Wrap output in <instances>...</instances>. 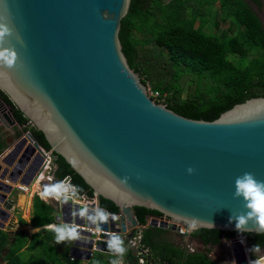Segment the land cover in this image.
Returning a JSON list of instances; mask_svg holds the SVG:
<instances>
[{"label":"water","instance_id":"obj_1","mask_svg":"<svg viewBox=\"0 0 264 264\" xmlns=\"http://www.w3.org/2000/svg\"><path fill=\"white\" fill-rule=\"evenodd\" d=\"M130 3L0 0V22L13 29L3 46L18 54L16 65L3 69L0 90L44 134L55 153L52 163L64 158L97 201L103 198L118 209L99 231L119 235L124 255L140 252L130 248L138 229L176 234L195 221V231L240 233L230 222L232 214L245 211L242 198L233 197L234 181L244 172L264 181V98L236 105L214 122L185 119L156 104L122 52L119 32ZM9 116L4 113L10 125L17 124ZM46 159L28 132L0 162L1 230L15 203L9 196L19 185L32 187ZM82 208L73 200L61 202L57 222L96 230L79 217ZM135 208L162 218L148 219L141 228ZM248 227L242 234L264 235L253 224ZM78 230L81 238L72 242L71 257L89 262L93 247L115 257L109 237L94 241L95 235ZM231 248L237 264H248L243 243Z\"/></svg>","mask_w":264,"mask_h":264},{"label":"trees","instance_id":"obj_2","mask_svg":"<svg viewBox=\"0 0 264 264\" xmlns=\"http://www.w3.org/2000/svg\"><path fill=\"white\" fill-rule=\"evenodd\" d=\"M216 5L217 11L212 12ZM189 6L192 11L187 13ZM224 17L232 18L237 24V36L217 37L214 33H203L209 19L217 26V19L224 20ZM119 40L127 63L139 75L140 82L159 93V101L151 97L156 104L161 102L185 119L214 122L236 105L264 98V28L241 0H169L167 3L163 0H131L129 11L121 20ZM145 47L149 48L146 52L143 51ZM251 51L261 54L249 63L242 59L229 60L230 56L243 57ZM188 81L193 84L187 89L186 99H182ZM0 97L12 106L17 124L26 126L30 123L2 90ZM31 133L46 151H52L42 132L33 127ZM5 149L0 136V154ZM55 165L54 176L58 180L71 177L79 193L93 197V191L64 158L57 156ZM37 188L38 183L32 192L36 193ZM22 198L23 204L27 205L29 194ZM99 205L112 215L119 212L112 202L103 198H99ZM133 211L142 228L148 219L162 217L145 209ZM56 215L57 210L52 205L35 197L32 226L44 227V230L29 236L24 232L11 236L0 229V259L7 251L4 258L7 264H39L33 262L32 256L22 260L19 254L26 247L32 251L40 247L49 264H79L68 254H58L52 243L47 242L54 237V232L45 227L55 223ZM169 233L153 228L144 230L140 240V246L147 251L143 256L144 264H218L209 258V249L188 253L186 249L172 245L166 239ZM191 238L210 248L219 247L223 241L244 238L250 248L258 245L259 252L264 251V235L198 230ZM128 264H138L137 258L132 257Z\"/></svg>","mask_w":264,"mask_h":264},{"label":"clouds","instance_id":"obj_3","mask_svg":"<svg viewBox=\"0 0 264 264\" xmlns=\"http://www.w3.org/2000/svg\"><path fill=\"white\" fill-rule=\"evenodd\" d=\"M3 20L6 21L7 17H4ZM12 34L13 29L9 26V24L7 22H0V76L6 74L3 71L4 68L14 67L18 60V54L14 47L3 46L7 38ZM195 171L196 169L193 167H189L187 169V172L190 175L194 174ZM44 177H47V174H45ZM126 179L127 178H125V180ZM56 181L59 182L60 180L57 179ZM37 183L38 185L41 183H46L44 178L42 177V173L39 175L36 184ZM48 185L50 186V188L46 187L41 193V196L35 193L32 199H35V197L38 196L41 200L46 202V199L50 197V200L60 208L61 202L67 204L69 200H74L78 196V189L75 187L63 186L62 184H54L52 187L50 184ZM31 189L32 187H21L19 185L18 187H16L15 191L18 190L19 192H30L29 190ZM234 189L235 190L233 193V197L236 199L242 198L245 211L239 214H232V216L230 217V222H235L236 230L240 233L248 231V225L250 223L254 225L253 228H255L257 232L264 233V181L258 180L254 173L244 172L235 178ZM73 204L77 203L73 202ZM91 209L93 210L90 211L87 207H84L79 210L78 215L81 219H86L90 224L95 225L96 230L99 231L100 225L102 223H107L110 215L112 214L107 213L105 210H103V208L100 207V205L99 208ZM72 215L76 216L77 212L74 211ZM112 219H115V217L113 216ZM195 226V221H193L192 223H190L189 228L192 229ZM46 227L54 232V239L57 244H61L66 241H76L81 238L78 227L74 224L62 223L59 225L58 222H55L51 225H46ZM107 247L116 256V258L112 260V264H123V256L126 251L123 239L119 235L113 233L107 240ZM259 250L260 249L258 245H254L250 249L251 252H259ZM95 253L96 252L94 251L93 256ZM93 258L94 257L90 259L89 257V261ZM73 261H77V259ZM249 264H264V256H261L259 259L250 260Z\"/></svg>","mask_w":264,"mask_h":264},{"label":"rangeland","instance_id":"obj_4","mask_svg":"<svg viewBox=\"0 0 264 264\" xmlns=\"http://www.w3.org/2000/svg\"><path fill=\"white\" fill-rule=\"evenodd\" d=\"M169 0H163V3H167ZM245 1L247 4H249L250 0H242ZM263 8L262 11L264 13V0H261ZM208 10H210V8H207ZM218 9V5L214 6L212 8V12L213 11H217ZM192 9L189 6L187 8V13L191 12ZM261 14L259 13V17L262 20V26L264 28V20L261 18ZM219 17V14H218ZM217 26H215V24L209 19V23L207 25V27L203 30V33L209 35L214 33L217 37H221V36H226V37H232V36H237V24H235V22L233 21L232 18L230 17H224V20H222L221 18L217 19ZM215 22V20H214ZM198 24V23H197ZM145 49H149L148 47H145L143 49V51H147ZM261 54L260 51H251V52H247L245 54V56L243 57H238V56H230L229 60L231 61H239L240 59H242L245 63H249L252 59L257 58L259 55ZM193 82L192 81H188L187 84L185 85L183 91H182V99H186V94L188 92V88L192 87ZM147 90H151L150 85L147 84ZM13 109L12 106L10 104H7L3 98L0 97V136H2L4 143L6 145V150L0 154V162H2V159L5 158V156L7 154H9V152L11 150H13L14 146L17 144V142H19L23 136H26L28 132H32L33 130V124L32 123H28L26 126H21L19 124H15V125H10L6 118L4 117V113L5 114H9L10 116L13 115L12 113ZM9 116V117H10ZM32 134V133H31ZM56 166V165H55ZM30 192H32L33 190H29ZM29 192V193H30ZM28 193V194H29ZM21 194H23L22 192H19L18 190H16L12 195H11V199L14 200L16 202L15 205H13V209L15 210L16 206L18 204H20L21 208H17V211L20 212V215H17L20 218V225L24 227L23 222L26 221L27 219L30 218V208H31V204L34 203V198L32 199L33 196H29L30 200L28 201V204L30 205L29 211L25 210V207L27 206L26 204H23L24 202L22 201V196ZM35 194V193H34ZM37 197V196H36ZM28 198V199H29ZM21 200V201H20ZM12 209V210H13ZM25 211V212H24ZM12 211H10L11 214ZM12 215V214H11ZM159 220V219H156ZM10 224V225H9ZM14 227V225H12L10 222H7V230L10 231L12 228ZM11 228V229H10ZM16 232H19L20 229L18 228V226L15 227L14 229ZM24 232L26 233L28 236L30 235L29 230H23L20 231L19 233ZM11 236H13V234H10ZM52 236V235H51ZM166 239L168 240L169 243H171L172 245L179 247V248H186V245L184 243L183 239H180L176 234L173 233H169L166 235ZM49 244L52 243V245L54 246V248H56L57 250L63 251V253L68 254V250L71 248L70 246H72V242L73 241H66L64 243L61 244H57L55 242L54 237L51 238L50 240L48 239ZM28 244L30 245L31 242H28ZM46 245V244H45ZM27 251L21 252L19 254L20 258L22 260L24 259H29L32 256V259L34 260L33 262L36 263V261L39 264H49L48 259L46 258V256L43 254V251L40 247L36 248L34 250V252L32 250L26 249ZM196 251H200L197 250ZM33 252V253H32ZM53 253L55 254V252L53 251ZM257 253H264V251L262 252H257ZM47 255H50V251L46 252ZM59 254V253H58ZM5 256L6 254L4 253L3 257L0 259V264H7V262L5 261ZM209 256L211 257L212 260L214 261H218L220 259V264H228V261L226 260V244H224V241L219 245V247H211L209 248ZM94 259L91 260L89 263L90 264H100L102 261V256H100V254L95 253L94 255Z\"/></svg>","mask_w":264,"mask_h":264},{"label":"built area","instance_id":"obj_5","mask_svg":"<svg viewBox=\"0 0 264 264\" xmlns=\"http://www.w3.org/2000/svg\"><path fill=\"white\" fill-rule=\"evenodd\" d=\"M146 92L148 93V95L150 97L154 98V100L159 101V99L161 98L159 96L158 92H152L151 90H147V89H146ZM159 103L162 104L161 102H159ZM43 150L47 156V159L45 161V165L43 168L42 177L44 178L45 182L50 184L52 187L57 180L56 177L54 176V172L56 170V167H55L54 163H52V161H51V157L54 154L52 151H46L45 149H43ZM45 174H47V177H44ZM59 182L63 186L77 188L73 184L71 177H66ZM89 199H91L92 201H89ZM73 202L77 203L79 205H83L84 207H87L88 209L89 208H94V209L99 208V203H98L97 197L95 195H93V197L89 198L88 195L81 194L78 192V196L76 199L73 200ZM169 223H172V222H169ZM77 227L82 228V230H88L85 227H79V226H77ZM88 231H90L92 234L95 235L94 241H96V240L99 241L98 238L100 237V235H105L107 237H109L111 235L110 233H102L101 231H97V230H94V231L88 230ZM195 232L196 231L194 229H190L188 227L180 226L178 228V231L176 234L182 238H187V237H191ZM141 234H142V230L138 229L136 236L134 237V239L132 241H130V248H132L134 250H138V251L140 250V252H138L136 254L138 264H144L143 256L147 254V251H144L142 249V247L140 246ZM234 243H243L245 245V252L247 255L248 264H249L250 260L259 259L261 256H264V253L251 252L250 251L251 248L250 247L247 248V245H246L247 242L244 238H235V239H232L229 241H224V244H226V260L228 261V264H237L236 259H235L234 254H233V251H232V248H231V246ZM94 249H95V247H93L92 251L90 252V259L93 257V252L95 251ZM185 249L188 251V253H195L196 252V248L192 245L186 246ZM209 258H210V256H209ZM71 260L73 261V260H75V258L72 257Z\"/></svg>","mask_w":264,"mask_h":264},{"label":"crops","instance_id":"obj_6","mask_svg":"<svg viewBox=\"0 0 264 264\" xmlns=\"http://www.w3.org/2000/svg\"><path fill=\"white\" fill-rule=\"evenodd\" d=\"M6 150V149H5ZM46 187H49L50 188V186L47 184V183H41V184H39L38 185V188H37V194L38 195H40L41 196V193L44 191V189L46 188ZM33 190V189H32ZM23 194H21V196H23L24 194H28L29 192H22ZM31 194H29V196H30ZM31 197V196H30ZM30 200V198L28 199V201ZM21 201V200H20ZM46 202H48L49 204H51L56 210H57V215L56 216H58V214H59V212H60V210H59V207H57V205L55 204V203H53L51 200H50V197L49 198H47L46 199ZM17 208H21L20 207V204H18L17 206H16V209L14 210H11L12 212H11V218H10V223L12 224V225H14V227H11L10 229V231H8L7 230V223L5 224L6 226H5V229H3L4 231H6V232H9L10 234H13L14 236H16L17 234H19V232L20 231H23V230H29V232H30V235H32V234H35V233H38V232H40V231H43L44 230V227L43 228H35V227H33L32 226V222H31V219H32V216H33V213H34V203L33 204H31V208H30V205L28 206V202H27V206L25 207V210L27 211L28 210V208H30V218L29 219H27L26 221H24L23 222V225H24V227L23 226H21L20 225V218L21 217H19V216H17V215H20V212L19 211H17ZM29 211V210H28ZM25 212V211H24ZM55 222L57 223V218L55 219ZM148 224H149V222H148ZM60 225V224H59ZM16 226H18V228L20 229V231L19 232H16L14 229H15V227ZM46 229H48L49 230V228H47V227H45ZM147 229V228H146ZM174 234V233H173ZM177 235V234H176ZM178 236V235H177ZM180 239H183L184 240V243H185V245L186 246H188V245H192V246H194L196 249H198V250H200V251H202L203 249H204V247H201L200 245H197L196 243H194V242H192V238L191 237H187V238H182V237H180V236H178ZM71 247V246H70ZM208 248V247H207ZM27 249V247L23 250V252L24 251H27L26 250ZM63 251L64 250H62V252L61 251H57L60 255H67V254H65V253H63ZM7 252V251H6ZM5 252V253H6ZM28 252V251H27ZM34 252V251H33ZM32 252V253H33ZM70 254H71V252H70V249L68 250V255H69V257H71L70 256ZM130 254V255H129ZM95 255V254H94ZM127 255H129V256H127ZM100 256H102V261H101V263L100 264H112V260L113 259H115L116 258V256L114 257V256H110V255H105V254H100ZM94 257V256H93ZM132 257H134V255H133V253H131V252H128L126 255H124L123 256V264H128V261H129V259H131ZM95 258V257H94ZM93 258V259H94ZM129 258V259H128ZM136 258V257H135ZM92 259V260H93ZM210 259H211V257H210ZM26 260V259H25ZM212 260V259H211ZM78 262H79V264H87V263H89L88 261H85V260H77ZM212 261H214V260H212ZM216 263H218V264H220L219 262H220V259L218 260V261H215Z\"/></svg>","mask_w":264,"mask_h":264},{"label":"flooded vegetation","instance_id":"obj_7","mask_svg":"<svg viewBox=\"0 0 264 264\" xmlns=\"http://www.w3.org/2000/svg\"><path fill=\"white\" fill-rule=\"evenodd\" d=\"M242 1V0H241ZM243 2H245V1H243ZM246 3V2H245ZM247 4V3H246ZM248 6H249V8H250V10L253 12V14L258 18V20H259V22L261 23V24H263L262 23V20L260 19V17H259V13L262 15L261 16V18L264 20V13H263V11H262V8H263V5H262V2H261V0H250L249 1V4H247ZM13 194V193H12ZM9 198L11 199V195L9 196ZM12 200V199H11ZM14 201V200H13ZM15 202V201H14ZM16 204V202L14 203V205ZM16 209V208H15ZM10 218H11V216H10ZM162 218V217H161ZM161 218H159V220L161 219ZM9 222H10V219H9ZM171 233V232H170ZM192 242H194V243H196L197 245H199V244H201L202 242H200L199 240H197V239H192ZM210 247H204V249H206V250H208ZM203 249V250H204ZM202 250V251H203Z\"/></svg>","mask_w":264,"mask_h":264},{"label":"bare ground","instance_id":"obj_8","mask_svg":"<svg viewBox=\"0 0 264 264\" xmlns=\"http://www.w3.org/2000/svg\"><path fill=\"white\" fill-rule=\"evenodd\" d=\"M35 184H36V183H35ZM35 184L32 186V189H33V187L35 186ZM32 189H31V190H32ZM29 194H31V195H32V194H34V193H33V192H30Z\"/></svg>","mask_w":264,"mask_h":264}]
</instances>
